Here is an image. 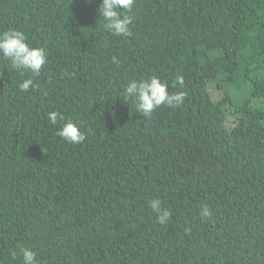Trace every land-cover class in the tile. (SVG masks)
Here are the masks:
<instances>
[{
	"label": "trees",
	"instance_id": "16d2710c",
	"mask_svg": "<svg viewBox=\"0 0 264 264\" xmlns=\"http://www.w3.org/2000/svg\"><path fill=\"white\" fill-rule=\"evenodd\" d=\"M100 5L0 0V33L47 51L28 92L0 57V264H264V0H135L129 37ZM153 75L186 98L147 119L122 93Z\"/></svg>",
	"mask_w": 264,
	"mask_h": 264
},
{
	"label": "clouds",
	"instance_id": "9594fccd",
	"mask_svg": "<svg viewBox=\"0 0 264 264\" xmlns=\"http://www.w3.org/2000/svg\"><path fill=\"white\" fill-rule=\"evenodd\" d=\"M135 0H101L98 9L100 23L102 18V27L105 31L118 37H129L132 35L131 25L135 17L131 13ZM0 57L10 62V69L16 70L24 75L28 73V78L22 80L18 87L21 92H28L30 89L38 87L34 82V77L41 74L43 67L47 63V51L43 47H33L28 42L27 35L18 29H9L0 33ZM112 62L121 63L117 57L113 56ZM183 77L176 78V84L183 85ZM123 100L128 103L131 101L135 105L137 113L144 117L151 118L156 109L167 105L177 108L184 104L186 94L183 91H169V84L158 76H150L145 79L128 81L123 86ZM48 119L52 124H57L58 120L61 126L56 135L69 144H80L85 141L86 135L80 130L81 126L74 123L71 119L57 111L48 113ZM152 212L156 213L157 222L166 225L171 219V212L162 209L160 199H152L148 202ZM201 216L208 219L212 216V210L203 205ZM190 235V230H188ZM20 253L23 257V264H38L37 254L30 248H21ZM13 259L17 253H12Z\"/></svg>",
	"mask_w": 264,
	"mask_h": 264
}]
</instances>
